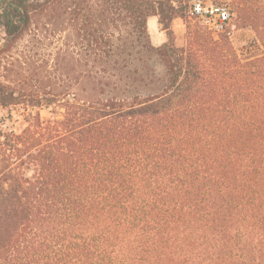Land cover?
Returning a JSON list of instances; mask_svg holds the SVG:
<instances>
[{"label": "trees", "instance_id": "obj_1", "mask_svg": "<svg viewBox=\"0 0 264 264\" xmlns=\"http://www.w3.org/2000/svg\"><path fill=\"white\" fill-rule=\"evenodd\" d=\"M186 9L0 0V55L12 49L0 107L26 122L0 121V264H264V55L242 60L231 30L188 28L177 47ZM151 17L168 38L159 47ZM51 32L64 39L57 82L16 57Z\"/></svg>", "mask_w": 264, "mask_h": 264}, {"label": "rangeland", "instance_id": "obj_2", "mask_svg": "<svg viewBox=\"0 0 264 264\" xmlns=\"http://www.w3.org/2000/svg\"><path fill=\"white\" fill-rule=\"evenodd\" d=\"M187 1L188 0H184V6H186ZM248 1V4L245 3L240 5V0H232V23L229 28L231 34L228 41L242 60L251 59L253 56L256 58L264 55V48L257 40L258 38L255 31L256 29L264 31V0ZM157 24V21L155 22L152 20L148 25L151 43L155 47L161 46L168 39L166 33L160 31L159 26L158 29H156L155 25ZM188 28L198 30L215 40H219L220 38L209 32L199 20L192 18L188 9H186L184 10V18L177 19L172 24V31L177 47L186 45ZM4 36V32L0 31V47L4 41ZM63 40V37H61L59 33L54 34L53 32L39 34L35 39L27 36V38L17 46L16 57H20L23 61L34 60L38 65L46 64L48 75L51 76L54 82H57L61 77V72L59 68L58 71L56 70L58 66H55V60H57L58 49L63 46ZM143 59L147 62L148 57L145 56ZM92 68L91 63L87 65L86 68H74L75 71L72 75L78 77L82 73L80 71L85 70L82 74L87 76L91 74ZM158 70L161 71V67L158 66ZM141 73H144V71ZM0 78L12 84V49L6 54L0 55ZM24 114L21 107H0V121L4 123L3 130H22L26 126ZM41 114L44 118L50 116L46 108L41 109Z\"/></svg>", "mask_w": 264, "mask_h": 264}, {"label": "built area", "instance_id": "obj_3", "mask_svg": "<svg viewBox=\"0 0 264 264\" xmlns=\"http://www.w3.org/2000/svg\"><path fill=\"white\" fill-rule=\"evenodd\" d=\"M191 16L213 35L226 33L232 23V0H188Z\"/></svg>", "mask_w": 264, "mask_h": 264}, {"label": "crops", "instance_id": "obj_4", "mask_svg": "<svg viewBox=\"0 0 264 264\" xmlns=\"http://www.w3.org/2000/svg\"><path fill=\"white\" fill-rule=\"evenodd\" d=\"M152 20L155 21V22L157 21V23H158V19H157L156 17H151V18L148 20V25H149L150 21H152ZM155 26H156V29H158V26H159V25L157 24V25H155Z\"/></svg>", "mask_w": 264, "mask_h": 264}]
</instances>
